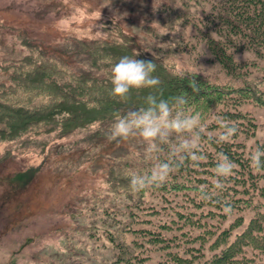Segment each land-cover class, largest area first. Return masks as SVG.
I'll list each match as a JSON object with an SVG mask.
<instances>
[{"label": "trees", "instance_id": "obj_1", "mask_svg": "<svg viewBox=\"0 0 264 264\" xmlns=\"http://www.w3.org/2000/svg\"><path fill=\"white\" fill-rule=\"evenodd\" d=\"M193 7L194 13L163 4L156 11L192 26L211 61L229 77L225 82L176 72L162 53L155 56L140 48L110 20L105 23L113 28L103 27L108 34L103 39L67 35L57 48L20 39L27 54L0 63L7 74V83H0V144L19 143L22 152L31 148L40 161L20 173H0L4 205L17 207L6 194L25 191L34 175L54 161H65L54 171L58 181L89 163L100 169L101 182L93 188L95 199L86 209L93 220L85 229L94 237L105 236L113 249L106 264H264V170L252 168L249 159L251 150L264 147V139L247 148L256 126L238 110L246 102L264 109V0H194ZM244 54L253 62L236 59ZM122 56L154 61L159 88L132 90L127 102L114 97L111 69ZM251 68L259 73L256 80L247 74ZM152 91L164 98L187 94L188 110L202 115L201 152L206 158L198 164L189 159L163 185L133 193L131 172L147 173L155 161L136 156L127 145L133 139L112 140L109 133L118 114L144 106ZM217 117L237 128L230 142L209 140L221 130ZM82 132L83 137L64 144ZM220 153L237 164L222 193L213 187ZM159 155L172 158L167 145ZM14 157L4 150L0 165ZM202 190L212 199L201 200ZM226 204L231 214L224 213Z\"/></svg>", "mask_w": 264, "mask_h": 264}, {"label": "rangeland", "instance_id": "obj_2", "mask_svg": "<svg viewBox=\"0 0 264 264\" xmlns=\"http://www.w3.org/2000/svg\"><path fill=\"white\" fill-rule=\"evenodd\" d=\"M193 1L0 0V63L18 60L27 54L19 45L23 36L36 46L57 48L67 35L83 41L105 38L108 34L103 27L113 28L105 23L110 20L140 48L155 56L162 53L161 58L168 66L172 64L176 72L192 71L210 80L225 82L229 77L211 61L205 44L192 26L181 25L182 22L156 11L165 4L194 13ZM236 59L253 62L247 54ZM71 62L75 67V61ZM250 71L247 74L256 80L259 73L254 68ZM0 83H7V74L1 70ZM238 110L251 117L256 126L254 136L246 142L249 148L261 140L258 134L264 129V109L246 102ZM85 134H74L63 142L71 143ZM127 145L136 156L144 153V143L139 138ZM18 148L19 143L0 144V156L8 149L16 156L0 165L1 176L38 165L37 155L29 152L33 149L22 152ZM73 150L64 153L74 155ZM57 165L64 167L65 161H54L35 174L25 191L6 194L17 207L4 205L1 183L0 264H106L111 260L113 249L105 236L94 237L85 229L93 220L86 209L95 199L93 188L101 182L100 169L88 163L85 170H76L68 179L63 177L58 181L54 172Z\"/></svg>", "mask_w": 264, "mask_h": 264}, {"label": "clouds", "instance_id": "obj_3", "mask_svg": "<svg viewBox=\"0 0 264 264\" xmlns=\"http://www.w3.org/2000/svg\"><path fill=\"white\" fill-rule=\"evenodd\" d=\"M135 56H122L111 69V94L125 102L130 99L132 90H157L161 84L159 77L153 75L156 71L154 61L136 59ZM191 86L193 91H197L194 82ZM188 107L189 99L186 93L164 98L161 92L152 91L144 97V106L129 107L126 112L115 117L109 138H139L144 143L143 156L149 161H155L147 173L131 172L129 187L133 193L163 185L169 176L189 159L198 164L206 158L201 152V141L205 132L202 115L189 111ZM217 121L221 130L214 137H209V140L218 143L230 142L237 128L220 117H217ZM99 126L98 124L97 127ZM258 135L260 139H264V129H261ZM165 145L172 154L170 160L161 159L159 155ZM249 159L252 168L257 171L264 170V147L256 146L250 151ZM236 168L234 161L220 153L214 169L213 187L220 193L225 191V181L234 174ZM212 197L206 191H201V200H210ZM223 211L225 214H231L232 208L226 204Z\"/></svg>", "mask_w": 264, "mask_h": 264}]
</instances>
